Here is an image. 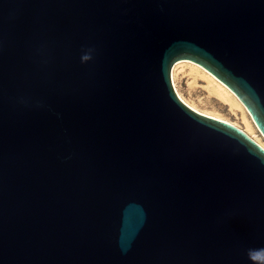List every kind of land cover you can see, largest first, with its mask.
<instances>
[{
    "label": "water",
    "instance_id": "water-1",
    "mask_svg": "<svg viewBox=\"0 0 264 264\" xmlns=\"http://www.w3.org/2000/svg\"><path fill=\"white\" fill-rule=\"evenodd\" d=\"M255 248L264 0H0V264Z\"/></svg>",
    "mask_w": 264,
    "mask_h": 264
},
{
    "label": "clouds",
    "instance_id": "clouds-1",
    "mask_svg": "<svg viewBox=\"0 0 264 264\" xmlns=\"http://www.w3.org/2000/svg\"><path fill=\"white\" fill-rule=\"evenodd\" d=\"M92 50L82 55L81 63H87L92 59ZM248 259L251 264H264V248L249 249L247 252Z\"/></svg>",
    "mask_w": 264,
    "mask_h": 264
}]
</instances>
